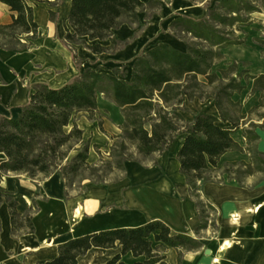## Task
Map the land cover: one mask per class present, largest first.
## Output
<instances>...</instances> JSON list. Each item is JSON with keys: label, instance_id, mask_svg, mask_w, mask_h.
Segmentation results:
<instances>
[{"label": "trees", "instance_id": "16d2710c", "mask_svg": "<svg viewBox=\"0 0 264 264\" xmlns=\"http://www.w3.org/2000/svg\"><path fill=\"white\" fill-rule=\"evenodd\" d=\"M2 1L16 11L11 22H0V46L8 49L29 47L39 36L41 25L34 14L39 2H48L51 19L60 17L58 7L62 0ZM159 6V0H72L64 42L78 64L76 44H84L96 53L115 51L124 44L116 29L125 22L137 21L139 11ZM258 11H264V0H209L202 15L180 14L170 22V31L185 42V49L159 40L134 58L129 77L119 65H99L80 69L61 86L46 81L34 83L21 112L0 117V171L36 177L40 172L48 175L59 170L66 195L71 192L74 176L87 169L96 176L91 177L93 181L108 182L99 172L106 167L90 162L91 144L84 141V129L76 120L81 111L97 118L98 96L103 93L121 106L125 116L121 131L114 136L107 167L124 172L127 160H141L170 149L182 134L177 156L200 214L195 231L216 228V207L201 197L199 181H223L224 174L241 184H246L252 175H259L257 182L264 179V150L259 147V128H264V72H250L248 60L243 68L235 60L227 67L214 69L217 62L226 58L227 45L246 42L245 27L257 20L253 13ZM258 21L263 23V33L254 36V41L264 55V18ZM243 79L253 80V92L261 91L260 102L248 112L243 111L242 101L234 97L246 86ZM195 97L212 98L218 113L200 111L193 120L186 118L182 112L185 100ZM239 128L243 129L244 144L233 135ZM78 142L80 146L75 145ZM72 148L76 152L71 160L58 168ZM231 149L247 152L250 159L220 163L222 155ZM215 168L220 170V177L212 174ZM4 198L10 206L13 234L34 231L33 207L20 211L14 196L0 193V203ZM202 245L198 236L183 231L173 233L166 221L154 218L137 225L106 227L71 236L59 243L56 256L40 259L38 264H78L79 256L92 246L116 249L105 264H167L166 251L175 246L181 263L184 249Z\"/></svg>", "mask_w": 264, "mask_h": 264}, {"label": "crops", "instance_id": "0c3cea01", "mask_svg": "<svg viewBox=\"0 0 264 264\" xmlns=\"http://www.w3.org/2000/svg\"><path fill=\"white\" fill-rule=\"evenodd\" d=\"M65 1L60 6L58 20L51 19L49 5L47 8L43 6L47 1H41L34 7L35 18L40 25L51 27V24L62 21L61 34L64 38L70 10L62 12ZM14 14L16 11L0 0V22H11ZM253 14L256 17V12ZM258 18L263 17H256L253 23L259 22ZM257 35L261 34L253 35V39ZM244 43L227 45L224 48L226 58L215 66L225 60L219 68L227 67L229 62L235 60L239 63L248 60L251 62L248 66L250 72H264V67H260L248 54L252 49L257 50L258 60L264 63L262 47L255 41L257 47H248ZM230 46H235L239 51L230 54ZM76 47L80 60L85 58L87 52H111L96 53L81 43ZM178 47L185 49V42ZM115 56L120 58L119 54ZM82 65L81 69L99 66L89 65L87 60H83ZM106 66L118 65L108 63ZM79 72L70 46L52 36H38L26 48L0 46V117L18 115L22 105L28 101L34 83L46 81L52 86H61ZM243 82L246 86L240 92H235L234 97L242 101L243 111L248 112L260 102L261 91H252V79H243ZM214 107L211 112L218 113L215 104ZM97 116L88 119L90 127L78 123L84 129V138H92L89 157L93 161L98 158L95 145L110 144L111 139L121 131V124L125 120L121 106L103 93L98 96ZM98 118L101 125L97 122ZM259 132V147L264 150V128H259ZM233 135L240 143H245L242 128L236 129ZM182 142L183 135L180 134L170 149L155 152L150 158L127 160L126 169L118 179L90 181L83 190L70 192L69 195H66L65 180L59 170L38 179L29 177L36 185L34 190L29 191L22 187L23 179L28 178L24 174L0 171V193L14 196L20 211L33 207L35 224L34 231L14 235L10 206L4 198L0 203V264H38L40 259L56 256L59 243L71 236L106 227L137 225L154 218L166 221L173 233L188 232L203 242L199 248L184 249L181 263L178 261V248L168 247L167 264H264V179L257 182L259 175H252L246 179V184H241L224 174L223 181L200 180L201 197L216 207L217 227H208L197 233L195 228L200 222V214L196 198L180 169L177 156ZM1 156L3 154L0 152ZM234 159L249 160L250 156L245 151L231 149L222 155L220 163ZM208 248L210 252H207ZM115 251V248L92 246L79 256L78 264H105Z\"/></svg>", "mask_w": 264, "mask_h": 264}, {"label": "rangeland", "instance_id": "374dc122", "mask_svg": "<svg viewBox=\"0 0 264 264\" xmlns=\"http://www.w3.org/2000/svg\"><path fill=\"white\" fill-rule=\"evenodd\" d=\"M63 1L64 0H62V2ZM159 1H160L159 7L155 9L148 7L139 11L137 21L132 23L125 22L124 24H122V26L119 29L116 30L117 35L124 41V44L122 45L121 48L103 54H92L87 52L88 54L85 55V58H81L82 61L80 60V63L78 64L79 69L83 68L82 65L83 60L84 61L87 60V64L94 66L107 65L108 63H112L114 65H119L121 70L124 73H126L128 77L131 76L134 57L137 56L143 49L153 44L154 42L158 40H169L174 45H178V46L183 45L184 44L183 40L178 36H175L170 31L171 20L175 16L180 14H188L192 16L202 15L206 10L207 3L209 0H159ZM61 4L58 7V11L60 9ZM48 5H49L48 3H44L43 6L47 8ZM255 15L256 17L264 18V11H258L256 12ZM258 27H260V30L258 29ZM261 29H263V23L260 22H255L252 25L245 27V31L248 34V38L244 43V45L248 47H257V45H255L254 43L253 35L262 34L263 31ZM62 31H63V23L62 21H57L51 24V27L50 25L47 26L41 25L39 36H52L56 40H61L64 42L65 38L61 34ZM244 34L245 33H243V35ZM229 51L230 54H236L239 50L235 46L234 47L230 46ZM118 54L120 58L115 56ZM248 54L256 60V63L260 67H264V63L258 60L259 54L257 53V50L252 49ZM24 55L27 57V54ZM225 62L226 60L217 64L215 66V69H218ZM239 66L244 67V63L240 61ZM201 77L203 78L202 75ZM214 108H215L214 100L212 98L201 99L200 97H196L194 100H190V99L185 100V104H184V108L182 109V112L184 113L185 117H187L189 120H193L194 115L197 112L211 111ZM101 117L103 118V116ZM89 118H90L89 113L84 111H81L76 115L77 122L78 123L80 122V124L86 127H90L91 122L90 120H88ZM97 122H99L100 123L99 125H101V120ZM83 139L84 141H89L90 144L92 142V138L89 136H86V138H84V134H83ZM114 140L115 138L111 139L110 144H105V145L100 144L101 146H97V144L95 145V148L98 151L97 160L94 161L90 160L89 157L90 162L98 163L99 165L103 166V168L104 167L107 168V169L104 168V171L103 170L99 171L104 173L103 178L106 181H112L118 179L123 174L121 170L111 169L107 167L106 161L111 158L110 150ZM80 144L81 143L78 142L75 145L80 146ZM75 152H76V148L70 149L69 156H66L62 159L61 163L58 165V168H61V166L64 163L69 162ZM152 155L149 156L148 158L152 157ZM219 172L220 170L218 168H215L212 171V174L217 177H220ZM12 173H17V172H12ZM21 174H24L26 177L37 178V179L45 175L42 172L38 173L36 177H32L26 173H21ZM91 177H96V176L91 172L90 169H87L83 171L81 174L74 176L71 182L70 191L78 192L80 189L83 190L86 183L93 181ZM214 215L215 214H213V216Z\"/></svg>", "mask_w": 264, "mask_h": 264}, {"label": "bare ground", "instance_id": "6f19581e", "mask_svg": "<svg viewBox=\"0 0 264 264\" xmlns=\"http://www.w3.org/2000/svg\"><path fill=\"white\" fill-rule=\"evenodd\" d=\"M70 3H71V0H66L65 3L63 4L62 6V12L63 13H66L69 8H70ZM22 187L25 189V190H34L36 185L34 183V181L31 179V178H24L23 181H22Z\"/></svg>", "mask_w": 264, "mask_h": 264}, {"label": "water", "instance_id": "95a60500", "mask_svg": "<svg viewBox=\"0 0 264 264\" xmlns=\"http://www.w3.org/2000/svg\"><path fill=\"white\" fill-rule=\"evenodd\" d=\"M207 252H210V249L209 248L207 249Z\"/></svg>", "mask_w": 264, "mask_h": 264}]
</instances>
